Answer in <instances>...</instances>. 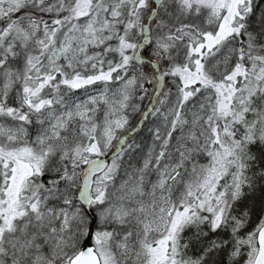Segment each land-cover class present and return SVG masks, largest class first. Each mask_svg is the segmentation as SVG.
Listing matches in <instances>:
<instances>
[{
    "label": "snow or ice",
    "instance_id": "6c2138e0",
    "mask_svg": "<svg viewBox=\"0 0 264 264\" xmlns=\"http://www.w3.org/2000/svg\"><path fill=\"white\" fill-rule=\"evenodd\" d=\"M0 264H264V0H0Z\"/></svg>",
    "mask_w": 264,
    "mask_h": 264
}]
</instances>
